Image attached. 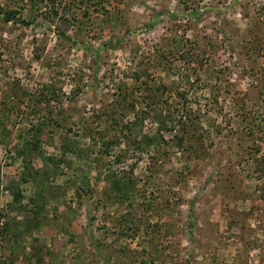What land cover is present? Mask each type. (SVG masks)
<instances>
[{
  "label": "rangeland",
  "instance_id": "obj_1",
  "mask_svg": "<svg viewBox=\"0 0 264 264\" xmlns=\"http://www.w3.org/2000/svg\"><path fill=\"white\" fill-rule=\"evenodd\" d=\"M0 264H264V0H0Z\"/></svg>",
  "mask_w": 264,
  "mask_h": 264
},
{
  "label": "trees",
  "instance_id": "obj_2",
  "mask_svg": "<svg viewBox=\"0 0 264 264\" xmlns=\"http://www.w3.org/2000/svg\"><path fill=\"white\" fill-rule=\"evenodd\" d=\"M6 21H9V18H6ZM182 130H184V128H182ZM22 181L24 182V180H22ZM112 187H113L112 190L114 192V196H117L118 197V195H119L118 193L121 190V187L116 182L113 183Z\"/></svg>",
  "mask_w": 264,
  "mask_h": 264
}]
</instances>
